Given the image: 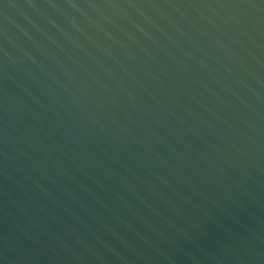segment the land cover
Here are the masks:
<instances>
[{"label": "water", "instance_id": "water-1", "mask_svg": "<svg viewBox=\"0 0 264 264\" xmlns=\"http://www.w3.org/2000/svg\"><path fill=\"white\" fill-rule=\"evenodd\" d=\"M0 264H264V0H0Z\"/></svg>", "mask_w": 264, "mask_h": 264}]
</instances>
